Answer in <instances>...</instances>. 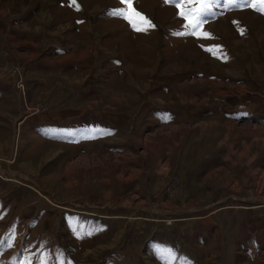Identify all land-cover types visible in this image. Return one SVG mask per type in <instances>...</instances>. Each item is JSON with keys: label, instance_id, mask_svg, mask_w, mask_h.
Segmentation results:
<instances>
[{"label": "rangeland", "instance_id": "1", "mask_svg": "<svg viewBox=\"0 0 264 264\" xmlns=\"http://www.w3.org/2000/svg\"><path fill=\"white\" fill-rule=\"evenodd\" d=\"M207 2L193 36L165 0H133L143 31L121 0H0V264H264V12ZM188 223L193 260L159 236Z\"/></svg>", "mask_w": 264, "mask_h": 264}, {"label": "crops", "instance_id": "2", "mask_svg": "<svg viewBox=\"0 0 264 264\" xmlns=\"http://www.w3.org/2000/svg\"><path fill=\"white\" fill-rule=\"evenodd\" d=\"M0 27H2L1 29H2V32H3V34L5 33V31H4V29H6V27H5V25L3 26V22L2 21H0ZM5 27V28H4ZM2 35V34H1ZM8 44V43H7ZM1 46V45H0ZM7 53H5L4 54V56L6 55ZM3 67V64H1V60H0V68H2ZM4 74H2V76H3ZM0 76H1V74H0ZM181 81H183V80H181ZM178 82H180V81H177L176 83H178ZM175 83V84H176ZM181 84H177V86H175V88H179V89H176L177 91H175V89H174V91L173 92H170V94L168 95V96H163L162 94H160V95H154L153 97H151V95H149L148 97H147V100H145V102L144 103H146L145 104V106H143L142 104H140L139 106H143V107H146L147 108V110L149 109H151V110H153L155 113H157L158 115H163L164 113H165V111H167V109H172L173 110V108H171V106H173L172 104H171V102H170V100H169V97L170 98H174L175 100H178L179 98H181L182 97V94L179 92V90L181 89V86H180ZM12 86H13V84H12ZM9 87H11V85L10 84H8V83H6L5 81L3 82H1L0 81V107L2 106V107H4L5 106V104H8V101H7V96H8V88ZM19 94V93H18ZM152 94V93H151ZM16 95V94H15ZM19 97H20V95H18ZM18 96L17 97H15L16 98V100L18 99ZM149 99H151V103L150 104H148L149 102H147V101H149ZM169 103V104H168ZM176 103V102H175ZM169 105H171L170 107H168ZM183 105V104H182ZM181 105V106H182ZM156 107H158V108H156ZM162 109V110H161ZM163 110H165V111H163ZM176 110V109H175ZM182 111H183V109H181ZM27 119V118H26ZM174 119V118H173ZM171 121V120H170ZM170 121H168V123L170 122ZM23 123V122H22ZM165 124H167V123H165ZM21 125H23V124H21ZM21 125H20V127H18L17 128V130L18 131H20V133H19V137H18V144H19V141H21L22 142V146H25V144H26V142H25V140H24V137H23V132H22V130H23V128L21 127ZM42 125H45V124H41L40 125V127H37V132L38 133H41L42 131H45L46 132V130H44L45 129V127L43 126V127H41ZM160 125H164V123L163 124H160ZM159 125V126H160ZM171 125H173V124H171ZM177 125L179 126V125H181L179 122H177ZM177 126V127H178ZM182 127V126H181ZM71 128H73V127H71V126H67V130H69V129H71ZM49 129H53V128H51V127H48V130ZM88 129V128H87ZM86 129V130H87ZM118 130H119V128H118ZM190 130H191V128H190ZM65 131H66V129H65ZM0 134H1V132H0ZM13 135L15 136V130H14V133H13ZM97 135V134H96ZM3 136V135H2ZM39 136H42L41 134H39ZM175 138L176 137H178L177 135H173ZM0 137H1V135H0ZM4 137V136H3ZM7 138V136L5 137V138H0V144H2V143H4V146H6V143L8 144V146L9 145H11V140H10V142L6 139ZM42 138H43V136H42ZM9 139H10V137H9ZM12 143L14 142V138H12ZM164 140V139H163ZM162 140V141H163ZM17 144V143H16ZM27 145V144H26ZM161 148H162V146H160ZM163 149V148H162ZM20 154V153H19ZM147 157V156H146ZM157 157H159L158 159L157 158H155V159H153V161H155V162H169V161H171L169 158H162L161 157V155H158ZM149 161H152V159L151 160H149ZM204 223V222H203ZM195 226H198V227H196V229H195ZM174 228V229H173ZM209 228L210 227H207V225L206 224H200V225H198V224H189L188 223V225H182V224H176V225H174L173 227H171V228H167V229H164V230H162V232L159 234V236H160V240H164V242H163V244H164V246L166 247V248H170L171 250H173V251H175V254H198L197 253V251H196V247L193 245V243H192V240H187V241H177V239L179 238V237H181L182 235L183 236H185V235H187L186 233H190V234H192L191 235V238L193 237H199V236H203V234H205L206 233V231H208L209 230ZM180 230V231H179ZM186 232V233H184L183 234V232ZM208 234V233H207ZM157 237V236H156ZM163 237V238H162ZM186 237V236H185ZM204 237V236H203ZM202 238V237H201ZM165 239H167V240H165ZM171 241H173V242H171ZM192 248V249H191Z\"/></svg>", "mask_w": 264, "mask_h": 264}, {"label": "snow or ice", "instance_id": "3", "mask_svg": "<svg viewBox=\"0 0 264 264\" xmlns=\"http://www.w3.org/2000/svg\"><path fill=\"white\" fill-rule=\"evenodd\" d=\"M121 2L125 4L126 7L114 10L112 12L113 15L119 16L129 21L131 26L137 31L146 30V28L141 27V25L153 26L151 25V21H149L142 13L136 11V9L132 6L133 0H121ZM165 2L175 4L179 10L178 15L187 19L188 27L191 29L190 33H177V35H208L202 31V25L205 22L207 12L212 7V5L207 2V0H165ZM72 3L77 8L79 7L75 4V0H72ZM193 3L199 6L194 8L187 6ZM228 6H250L254 9L264 12V0H226L225 7ZM168 118L169 117H165V119ZM0 243H2V241H0Z\"/></svg>", "mask_w": 264, "mask_h": 264}, {"label": "built area", "instance_id": "4", "mask_svg": "<svg viewBox=\"0 0 264 264\" xmlns=\"http://www.w3.org/2000/svg\"><path fill=\"white\" fill-rule=\"evenodd\" d=\"M18 65V64H17ZM19 67V70H17ZM24 69L23 63H19L18 66H16V68L14 69V72L17 70L18 72V77L21 76V71ZM17 87L20 89V87H24L23 86V78L21 79V77L18 78L17 80ZM21 90V89H20ZM28 108V107H27ZM39 111V106L36 107V109L34 110V112H38Z\"/></svg>", "mask_w": 264, "mask_h": 264}, {"label": "bare ground", "instance_id": "5", "mask_svg": "<svg viewBox=\"0 0 264 264\" xmlns=\"http://www.w3.org/2000/svg\"><path fill=\"white\" fill-rule=\"evenodd\" d=\"M22 78H23V77H21V79H22ZM16 86H17V84H16ZM18 89H19V88H18ZM20 89H21V92L23 93V92H24V87H20ZM20 89H19V91H20ZM24 97H25V94L23 93V100H24ZM24 104H25V103H24ZM26 117H27V116H22V117H21V120H20L19 122H17V123H20V122L24 121V120L26 119ZM17 126H18V125H17ZM17 128H18V127H17ZM12 160H13V159H11L10 162H12ZM0 172H2L1 168H0ZM187 256H188V258H190V259L192 258V260L195 259V257H196L195 254H188Z\"/></svg>", "mask_w": 264, "mask_h": 264}, {"label": "trees", "instance_id": "6", "mask_svg": "<svg viewBox=\"0 0 264 264\" xmlns=\"http://www.w3.org/2000/svg\"><path fill=\"white\" fill-rule=\"evenodd\" d=\"M39 122H42V121H39Z\"/></svg>", "mask_w": 264, "mask_h": 264}]
</instances>
